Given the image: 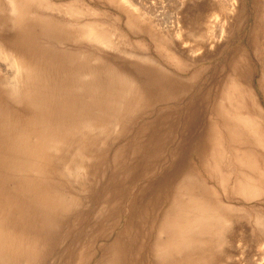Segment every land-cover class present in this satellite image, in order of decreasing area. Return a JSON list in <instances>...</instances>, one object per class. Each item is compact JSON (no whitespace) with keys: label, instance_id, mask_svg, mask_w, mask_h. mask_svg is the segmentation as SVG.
I'll return each mask as SVG.
<instances>
[{"label":"rangeland","instance_id":"rangeland-1","mask_svg":"<svg viewBox=\"0 0 264 264\" xmlns=\"http://www.w3.org/2000/svg\"><path fill=\"white\" fill-rule=\"evenodd\" d=\"M173 205L214 218L177 264H264V0H0V264L136 256Z\"/></svg>","mask_w":264,"mask_h":264},{"label":"bare ground","instance_id":"bare-ground-1","mask_svg":"<svg viewBox=\"0 0 264 264\" xmlns=\"http://www.w3.org/2000/svg\"><path fill=\"white\" fill-rule=\"evenodd\" d=\"M39 1H41V0H39ZM12 6L13 7H16L15 4H14V1H12ZM12 10L14 11L15 8L14 9L12 8ZM95 32H94V30H92V26H89V27L85 28L84 33H83L84 34V38H87V39H89L91 41H98L99 43H103L104 42V38L96 37ZM12 64H13L14 69H16V72L19 71V68L20 69L22 68L15 61H12ZM12 64H10V66H12ZM14 69L11 67V71H13ZM9 82H10V85H15L16 82H17L16 75H14L12 73V77L9 79ZM254 97L255 96H253L252 98H254ZM252 98H251V102L253 104V99ZM252 104H250L249 106L251 108H254L252 106ZM259 110H258V116L260 114H262V113L259 112ZM256 121H257V119H256ZM240 124H242L243 128L247 127V129H248V124H246V123H240ZM250 126H251L250 129L252 130V132H254L253 131V128H254L253 127V124H251ZM259 127H260V125H259ZM252 132L250 133V135L253 134ZM257 142L260 145L262 144V143L259 142L258 139H257ZM215 144H218V143H215ZM261 147H263V146H261ZM201 167H203V166H201ZM252 169L254 170L255 168L252 167ZM178 189H180V188H178ZM178 189H177V191H178ZM248 190L249 191H252V192H255V189L253 187L252 188H248ZM181 191H183V190H181ZM194 191H195V189H194ZM173 192L174 191H172V193ZM178 194L180 195L179 191H178ZM173 196H174V194H173ZM176 197H178V196H176ZM183 199H185V198H183ZM197 201H198V199L196 200V203H197ZM202 202L203 201H201V203ZM170 204H171V202H170ZM203 204H202V206H204ZM168 205H169V203H168ZM174 207H176V205L175 206L173 205V207L170 209V211L168 210L169 213H168V215H166L165 220L162 221L160 225L158 224L156 226V230H157L156 236H151L150 234H148L149 237H147L148 238L147 243H142V244L145 245V248L143 249L142 248V245H141V248H139L138 251H137V254L138 255H136V256H134L133 253H132V252H134V249H135V241H134V239L131 238V236L129 235V233L125 232V237H126V239H128V241L126 243V248L127 249H125V248L123 249L124 252H123L122 260L118 259V253L117 252H113L114 253V258L108 259V261H107L108 264H119V260L121 262H124L125 261V257H126V251H128V253H127L128 256L126 258L127 264H177L178 261L175 260V258L177 257V255L187 256L190 253V251H192L195 248V246L193 244L194 236L196 234H197V236H199V235H201V233L211 231V229H212L211 225L214 224V218L213 217L207 218V216L203 213V209L201 207L197 208V206H195V207H191L190 206L189 208H186L187 210H185V212L181 208L180 210L183 211L184 213H178V217H176L174 219L175 221H172L171 222L169 219H172L171 216L173 214L172 212H174ZM171 210H172V212H171ZM144 217H147V216H144ZM216 222H215V224H216ZM140 240H141V238H140ZM205 249L206 248H204V250ZM115 251H119V250L116 249ZM143 251H145V252L147 251L148 252V254L145 257L143 256ZM205 252H204V254H205ZM184 262H186V261H184ZM184 262H181L180 264H184ZM199 263H201V262H199ZM191 264H193V263H191Z\"/></svg>","mask_w":264,"mask_h":264}]
</instances>
